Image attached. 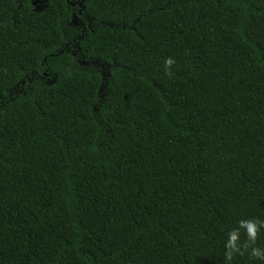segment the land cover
I'll use <instances>...</instances> for the list:
<instances>
[{
    "label": "trees",
    "instance_id": "1",
    "mask_svg": "<svg viewBox=\"0 0 264 264\" xmlns=\"http://www.w3.org/2000/svg\"><path fill=\"white\" fill-rule=\"evenodd\" d=\"M33 2L0 0V264H223L264 219V0Z\"/></svg>",
    "mask_w": 264,
    "mask_h": 264
},
{
    "label": "clouds",
    "instance_id": "2",
    "mask_svg": "<svg viewBox=\"0 0 264 264\" xmlns=\"http://www.w3.org/2000/svg\"><path fill=\"white\" fill-rule=\"evenodd\" d=\"M176 61L172 57L163 60L164 71L170 74ZM264 232V219L240 218L229 228L223 240V264H233L236 257L247 254L250 260L264 262V247L258 246L260 234Z\"/></svg>",
    "mask_w": 264,
    "mask_h": 264
},
{
    "label": "flooded vegetation",
    "instance_id": "3",
    "mask_svg": "<svg viewBox=\"0 0 264 264\" xmlns=\"http://www.w3.org/2000/svg\"><path fill=\"white\" fill-rule=\"evenodd\" d=\"M35 1V0H34ZM34 3V2H33ZM44 4V0H41V2L38 4V5H36L37 6V9L39 8V9H41V7H42V5Z\"/></svg>",
    "mask_w": 264,
    "mask_h": 264
},
{
    "label": "water",
    "instance_id": "4",
    "mask_svg": "<svg viewBox=\"0 0 264 264\" xmlns=\"http://www.w3.org/2000/svg\"><path fill=\"white\" fill-rule=\"evenodd\" d=\"M40 2H41V0H35L34 3H33V5L36 6V5H38ZM38 10H39V8H38Z\"/></svg>",
    "mask_w": 264,
    "mask_h": 264
}]
</instances>
